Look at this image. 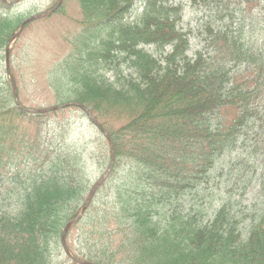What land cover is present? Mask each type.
<instances>
[{"label": "trees", "instance_id": "trees-1", "mask_svg": "<svg viewBox=\"0 0 264 264\" xmlns=\"http://www.w3.org/2000/svg\"><path fill=\"white\" fill-rule=\"evenodd\" d=\"M76 1L81 31L48 84L56 104L93 113L115 161L67 232L71 254L94 264H264V188L246 238L237 204L222 198L205 208L215 200L205 190L216 162L238 148L253 158L264 149V0H189L218 20L206 22L207 44L193 56L172 0ZM13 6L0 1L1 52L30 15ZM44 117L20 110L0 78V264H79L59 240L88 193L83 154L65 130L47 144ZM16 148L36 165L8 168ZM108 161L107 150L102 172Z\"/></svg>", "mask_w": 264, "mask_h": 264}, {"label": "rangeland", "instance_id": "rangeland-1", "mask_svg": "<svg viewBox=\"0 0 264 264\" xmlns=\"http://www.w3.org/2000/svg\"><path fill=\"white\" fill-rule=\"evenodd\" d=\"M174 3H181L184 8L182 26L183 30L190 32L189 56H193L196 51L204 48L206 41L203 36L206 34L204 26L209 20H217L211 11L197 10L193 8L188 0H172ZM63 2V1H62ZM62 2L60 5H62ZM59 0H21L14 4L12 11L30 12L36 15L46 12L56 7ZM62 9V8H61ZM140 9L137 8V11ZM61 12H52L44 17H39L27 23L20 31L15 42L8 46L9 59L5 61V51H0V78L11 82V77L17 85L18 99L27 108H40L55 105L54 91L49 86L48 81L57 69V63L68 56L73 45L70 43L81 31V14L76 0H68L64 3ZM26 16V17H28ZM218 22V20H217ZM147 49L159 54L161 49L147 46ZM7 66L9 67L7 69ZM53 81V80H52ZM55 81V80H54ZM63 92L61 91L59 95ZM43 118V139L47 144H57L60 140L59 131L65 130L71 134L72 140L77 145V152L83 154V164L86 168L88 181V191L91 185L103 173L101 162L109 145L94 125H91L85 117H81V111L74 106H66L56 111L44 114ZM28 117L21 119L19 123L23 129ZM33 130V128H32ZM106 148V149H105ZM25 149L16 148L19 154L10 166L11 170L21 167H34L36 162L32 157L21 154ZM244 152L240 158L239 153ZM21 154V155H20ZM257 158L250 157L248 148H238L227 152L222 156L212 169L214 181L212 180L205 190V194H212L214 201L205 204V208L210 210L218 206V201L225 198L237 204L238 218L243 232L242 237L246 238L254 209H257L262 199V189L264 188V149ZM40 162L41 159H38ZM108 164L105 168L107 169ZM99 167V168H98ZM104 170V171H105ZM5 169V174L6 176ZM211 171V172H212ZM242 173L251 178L249 186L247 180L244 184L237 176ZM85 181V182H86ZM104 191V192H103ZM102 196L110 192V188H105ZM108 196L104 197L106 199ZM76 233V232H75ZM75 236V235H73ZM74 242V238L72 240ZM60 244V240H59ZM54 260H62L63 257H53Z\"/></svg>", "mask_w": 264, "mask_h": 264}, {"label": "water", "instance_id": "water-1", "mask_svg": "<svg viewBox=\"0 0 264 264\" xmlns=\"http://www.w3.org/2000/svg\"><path fill=\"white\" fill-rule=\"evenodd\" d=\"M2 1H4V2H8V3H12V2H17V1H19V0H2ZM60 1H61V0H59V2H60ZM56 7H57V6H56ZM56 7H54L53 9H51V10H49V11H47V12L39 13V14H36V15L30 16L29 18L25 19V20L20 24L18 31L12 36V38L10 39V41H12L13 39H15V38L19 35L20 31L23 29V27H24V25H25L26 23H28V22H30V21H32V20H34V19H37V18H39V17H44V16L50 14L52 11H54V10L56 9ZM12 84H13V93H14L15 101H16L17 105H19V103H18V98H17V93H16V89H15V85H14L13 82H12ZM71 104H73V105H77V106L81 107L82 109H84L85 112H86V114L88 115L89 119L91 120V122H92V123H93V124H94V125L100 130L101 133L104 134V136H105L106 139L108 140V143H109V146H110V162H109V166H108L107 170L105 171V173H104L99 179H97V180L93 183L92 187L90 188L89 193H88V195H87V197H86V199H85V201H84V203H83V205H82V208H81V210H80L78 216L75 217L74 219L70 220L69 222H67V223L65 224V226L63 227V229H62V232H61V239H60V241H61V245H62L64 251H65L67 254H70L69 251H68V248H67V246H66V244H65V234H66L67 230H68L73 224H75V223L81 218V216L83 215L85 209L87 208V206H88L89 203L91 202V200H92V198H93V196H94L96 190H97V189L99 188V186H100V185L106 180V178L108 177V175H109V173H110V171H111V168H112V166H113V161H114V151H113L112 140H111L109 134L104 130V128L102 127V125H101V124L96 120V118L92 115V113H91L88 109H86L83 105H81V104H79V103H67V104H63V105L51 106V107L40 108V109H25V108H23V107H21V106L19 105V107L22 108V109L25 110V111L32 112V113H42V112H47V111H50V110H55V109H58V108H60V107L68 106V105H71ZM77 261L80 262V263H82V264H92V263H90V262L81 261V260H78V259H77Z\"/></svg>", "mask_w": 264, "mask_h": 264}]
</instances>
